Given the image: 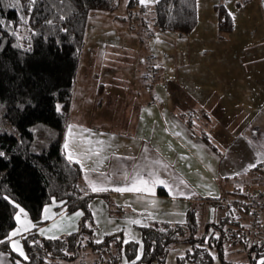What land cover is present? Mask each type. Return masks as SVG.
Masks as SVG:
<instances>
[{"label": "trees", "instance_id": "obj_1", "mask_svg": "<svg viewBox=\"0 0 264 264\" xmlns=\"http://www.w3.org/2000/svg\"><path fill=\"white\" fill-rule=\"evenodd\" d=\"M199 1L156 0L141 12L140 0H128L125 14H118L122 0H20V6L14 0H0V21H4L0 24V153L4 154L0 156V238L18 224V209L9 196L29 213L35 228L45 222L43 209L50 203L57 213H83L78 228L70 232L57 236L27 232V260L10 242H0V249L16 264L72 261L86 249L95 254V264H151L154 260L166 264L170 247L182 242L191 246L178 264H259L264 257V222L248 227L242 217L230 214L226 202L218 200L206 203L220 208L217 219H204L203 211L198 215L193 205L184 221L152 220L141 225L142 251L139 241L118 239L116 233L96 241L91 209L95 193L87 188L79 161H69L64 148L89 13L109 11L132 29L140 27L137 33L146 31L148 37L157 31L189 34L199 23ZM214 9L219 37L233 32L236 18L225 0H218ZM156 64L155 78L151 81L150 73L146 78L150 89L160 75L159 61ZM201 137L213 144L207 132L202 131ZM251 173L264 179V163L255 165ZM252 195L248 187L232 191L227 199L246 202ZM239 209L249 213L250 206L240 204ZM235 250L246 260L229 258Z\"/></svg>", "mask_w": 264, "mask_h": 264}, {"label": "crops", "instance_id": "obj_2", "mask_svg": "<svg viewBox=\"0 0 264 264\" xmlns=\"http://www.w3.org/2000/svg\"><path fill=\"white\" fill-rule=\"evenodd\" d=\"M155 1L141 3L140 0V7L151 6ZM109 18L111 22L128 25V30H132L129 35L132 43L139 45L142 40L136 29L114 15ZM111 29L100 23L91 32V51L88 49L85 63L89 69L81 76L78 91L75 88L69 121L73 126V153L80 164L83 162V177L89 191L116 197L122 204L125 198H138V202L144 203L154 200L155 204H152L156 211L165 206L168 214H175L170 207H176L177 202L188 208L200 201H206L205 205L213 200L222 202L232 191H238L240 187L246 190L250 183L264 181L251 173L253 167H248L250 163H264V82L256 87V69L232 71L226 64L234 63L233 60L245 63L234 57L216 54L206 57V61L200 58L196 72L185 74L184 71L183 89L159 58H165L163 52L167 51L168 38L174 44L175 55L176 49L180 55L172 62L180 65L188 62L186 56L187 53L191 56L190 48L200 42L191 35L196 29L189 34L157 31L153 42L152 37H148L150 41L146 40V51L155 55L161 69L154 93L149 95L145 90L143 70L136 73L135 85H131V73L127 70L134 71L126 65L127 60L122 57L124 52L119 50L109 55L105 45L96 44L98 35L111 32ZM206 42L203 38L199 47L211 49ZM167 58L169 65L170 58ZM119 63L122 68H117ZM212 70H217L216 74H212ZM194 76L196 81L202 79L206 87L213 85L216 88L210 92L206 88L202 93L198 86H189ZM164 77L174 83L166 84ZM222 81H228L229 90L220 87ZM116 107L118 112L112 115L111 110ZM202 131L211 134L213 144L201 137ZM67 136L68 127L65 140ZM152 169L169 183L157 184L151 192L141 185H137L139 190H131V177L137 170L147 177ZM90 180L102 182L104 190L93 191ZM169 184L173 186V192L178 186L188 194L170 193ZM121 188L125 190H119ZM65 214L69 213L65 210L57 213L53 205L48 218H44L43 213L45 222L18 234L26 246V255L28 247L24 235L31 230L44 236L59 235H50L57 230L52 225ZM40 229H44L43 233ZM0 259V264H13L2 253Z\"/></svg>", "mask_w": 264, "mask_h": 264}, {"label": "rangeland", "instance_id": "obj_3", "mask_svg": "<svg viewBox=\"0 0 264 264\" xmlns=\"http://www.w3.org/2000/svg\"><path fill=\"white\" fill-rule=\"evenodd\" d=\"M218 0H200L199 1V16H200V23L199 28L191 34L195 35V40H199L202 43V39H207V44L211 46V49H203L202 47H199L201 43L195 44V47L192 46L190 48L191 50V56L187 53L186 59L188 62L184 61V64H177L176 62H172L173 60H177L180 58L178 49H176V55L174 52V44H171V39L166 38V50L163 52V56L165 58H159V61H161L163 64H166V68H168L170 73H173V78L178 79V82L180 85H182V88L184 89V71L185 74L189 72H196L195 68L197 67V63H200L198 60L202 58L205 60L206 57L211 56H228V57H234L236 59H241L242 61H245V63H239L238 60H233L238 63H230L226 64L229 68H231L232 71H243V69L248 70L249 67L251 69H256V73L254 72L256 76V87L262 86L264 82V0H225L226 4L230 8V10L233 12L236 18V26L235 30L233 32L224 33L222 37H219L218 30H217V14L214 9V4ZM16 5L20 6V0H14ZM126 0H122L121 7L117 11L118 14H125L126 12ZM151 6L153 5L150 4ZM149 6H146V8ZM144 11V8H141V12ZM114 15L113 13L109 11L104 10H92L89 13L88 20H87V35H86V44L83 51L82 56V64L79 69L78 73V80L79 82L76 85V90L78 91L81 82L80 78L81 76L87 71L89 66L87 67V60H88V49L90 45V37L91 32L93 33L94 27L99 25L100 23L103 25H107L109 27H112L111 32H104L98 35V39L96 40V44L99 43V45H105L104 48H108L109 55L110 53L114 51L124 52V55H122L123 58L127 60L126 65L130 67L132 71H128L127 73H131L129 83L131 85H135L136 73L139 72V70H143L145 77H144V83H145V90L149 95H151V92L154 93L155 87L152 86L151 89L148 87V81H147V75H149V61H148V55L149 53L146 51V40L148 39V34L146 31H140V34L143 36V40L139 43L138 46L132 43V38L129 35H132V30H128V25L123 24L119 21H110V18ZM108 19V20H107ZM136 29L140 30V27H137ZM197 31V32H196ZM170 33H177L171 31ZM185 37H188L185 35ZM95 39V38H94ZM151 41L153 42V37L151 38ZM170 41V42H169ZM119 42V43H118ZM169 42V43H168ZM163 49V47H161ZM91 51V49H89ZM124 50V51H123ZM161 52V51H160ZM153 55V54H152ZM154 58L155 55H153ZM143 57V58H142ZM169 57V65L167 64ZM191 57V59L189 58ZM158 61V59H155ZM206 61V60H205ZM84 62V64H83ZM123 63V62H122ZM83 65L85 66L83 68ZM125 65V64H123ZM213 67H219L213 65ZM238 67V68H236ZM117 68H122L121 63L117 66ZM164 71V70H163ZM162 71V72H163ZM199 71V70H198ZM217 70H212V74H216ZM211 73V72H210ZM165 75V73H164ZM181 76V77H179ZM159 78V76H158ZM157 81V79H156ZM164 81L166 84L174 83V80H168V78L164 77ZM123 82V79H122ZM156 85V82L155 84ZM198 86V89L204 93L206 91L210 92L212 89L216 88L213 85H210L206 87V83H204L201 80H197L195 76L193 77V80L189 83V86ZM228 81H222L221 88L225 89L228 86ZM154 88V89H153ZM192 89V88H189ZM228 90L230 88H227ZM194 92V91H193ZM117 108H113L112 115L117 114ZM69 140V149H65L68 153L69 150L73 151V145L71 143V137L67 136ZM65 142V141H64ZM258 180L255 183H250L249 189L252 190V192L255 193L254 197H260V193L264 191V184H262ZM247 185H245L246 187ZM241 189V187L239 188ZM138 198H125L123 202L121 203L118 198L116 197H109L106 194H95L94 199L91 202V209L94 215V238L96 241L102 240L107 234L109 233H116L119 238H123L124 240H129L130 237H134V240L139 241V250L142 251V233L140 226L143 224H146L148 222H152V220H170L174 222H181L186 219L187 212L190 208H192L193 205H195V212L199 215L201 211H203L204 219H217L218 217V209L217 206H210L209 204L203 205V204H191L189 208L184 206L183 203L177 202L176 207H170L175 214H168V209L165 206H162L160 208V211H156L153 204L149 201H146L145 203L143 201H137ZM49 210H53V203H50L47 205ZM203 206V207H202ZM209 206V207H208ZM203 209V210H202ZM217 211V212H216ZM25 212L28 214L27 219L32 221V225H35V222L31 219L29 213L25 210ZM80 212V210L74 211L69 214L63 215L56 223H60L62 227L60 229L55 230V233H52L50 235H56L60 234L58 232L64 231L70 232L72 230H75L78 228V222L82 215H77V213ZM213 213H216L214 216ZM247 214L248 216H246ZM241 215V216H240ZM235 216L242 217V219L246 222L249 221L250 215L248 213H245L244 211H240V209L235 211ZM45 218V217H44ZM25 219L24 214H21V221ZM140 220L141 223L137 224L134 221ZM18 223V226L20 222ZM245 222V224H246ZM247 225V224H246ZM17 226V227H18ZM32 227L31 225L28 227ZM27 228V229H28ZM25 230H22L21 232H24ZM16 240L20 241L21 246L23 247L25 253H26V246L23 243V240L18 235L15 236ZM191 246L190 243L182 242V243H176L172 245L167 253L166 257V264H178L179 258L181 256H184L188 250V248ZM238 246H235L237 248ZM230 248V246L227 247V250ZM234 248V249H235ZM226 250V251H227ZM0 253L6 256V259L10 261L13 264H16L13 259L11 258L10 254L7 251L1 250ZM86 251V252H85ZM95 254L90 252L88 249L84 250L83 254L77 258L76 260H61L62 264H95ZM229 258L235 259V260H246V256L243 253H238L236 250L233 251ZM17 259H20L18 257ZM2 260V259H0ZM52 261V259L50 260ZM49 261V262H50ZM151 264H158L156 260H154ZM185 264H188V262H185ZM217 264H220L219 261H217Z\"/></svg>", "mask_w": 264, "mask_h": 264}, {"label": "snow or ice", "instance_id": "obj_4", "mask_svg": "<svg viewBox=\"0 0 264 264\" xmlns=\"http://www.w3.org/2000/svg\"><path fill=\"white\" fill-rule=\"evenodd\" d=\"M30 2L34 3V0H30ZM145 2H146V0H141V3H145ZM3 23H4V21H0V24H3ZM57 107L59 108V105ZM72 128H73L72 125L68 126V136L69 137L73 136ZM209 137L211 138V134H209ZM64 148L65 149H69V140L68 139H66L65 142H64ZM2 155H4V154L0 153V156H2ZM67 159L69 161H75V160H77V155H75L72 150H69L68 153H67ZM82 163L83 162L81 161V164ZM161 163H163V162L161 161ZM248 167H255V164H251L250 163L248 165ZM84 171L88 172L89 169H84ZM236 174L237 173H234V175H236ZM131 179H132V188H131V190H134V191L139 190L137 188V185H141V186H143V189L145 191L151 192V191L154 190V188H155V186L157 184H162L163 185V184L169 183L164 178H162L155 169H152L149 172L147 177H145L143 174H141L137 170L136 175L131 177ZM89 183H90V186H91L93 191L98 192V191L104 190L102 182H98V181H95V180H90ZM119 190L123 191L125 189L121 188ZM169 192L173 193V194L178 193L181 196L188 194V193H185L184 191L180 190L178 186H176L175 192H173V186L171 184H169ZM8 199H10L11 203L18 209V211L15 213V220L21 221V214L22 213L24 214L25 219L20 222L18 227H15V228L11 229L9 235H5L4 237L0 238V242H2L4 240H7L8 242L11 243V245L15 249V251L17 253H19V255L21 257H23L25 260H27L28 257L26 255L23 247L21 246L20 241L16 240V239H13V237L17 236L22 230H27V228L30 225L33 226V227L35 225H32V221L27 219V215L28 214L25 212V209L23 207H21L20 204H18L16 202V200L12 199L10 196L8 197ZM59 203H63V201H60ZM152 203L155 204V201L153 200ZM43 213H44V217L48 218L49 208H48L47 205L44 207ZM82 214H83L82 210L77 213V215H82ZM134 222L137 223V224L141 223L140 220H136ZM88 226L91 227V224H89ZM52 227L55 228V229H60L62 227V225L60 223H54L52 225ZM40 231L43 233L44 229H40ZM130 239H134V237H130ZM137 259H139V255L137 256ZM259 264H264V257L260 258Z\"/></svg>", "mask_w": 264, "mask_h": 264}, {"label": "built area", "instance_id": "obj_5", "mask_svg": "<svg viewBox=\"0 0 264 264\" xmlns=\"http://www.w3.org/2000/svg\"><path fill=\"white\" fill-rule=\"evenodd\" d=\"M148 63H149V70H150V80L152 81L155 78V69H156V61L152 54L148 55ZM264 184V182L262 183ZM245 188L238 189V191H244ZM255 193L253 192L252 197L249 199V201H240L236 199H225L224 202L227 203L229 212L232 216H235V211L239 210L240 204H246L250 206V219L248 222H246L248 227L251 228H257L264 222V191L260 193V197H254ZM49 264H62L60 260L55 259L52 260Z\"/></svg>", "mask_w": 264, "mask_h": 264}]
</instances>
